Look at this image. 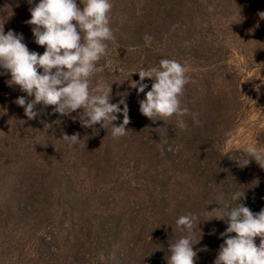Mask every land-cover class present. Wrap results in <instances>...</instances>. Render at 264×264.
Wrapping results in <instances>:
<instances>
[{
  "label": "trees",
  "instance_id": "1",
  "mask_svg": "<svg viewBox=\"0 0 264 264\" xmlns=\"http://www.w3.org/2000/svg\"><path fill=\"white\" fill-rule=\"evenodd\" d=\"M245 1L246 16L263 8L264 0ZM38 2L0 0L5 34L10 29L21 33L28 45L33 26L25 22L31 18L30 7ZM111 3L110 24L116 43L129 41V45L114 55L108 42L109 54L97 62L92 83L96 76L102 77L112 84L111 103H119L121 97L127 101L128 133L117 139L112 137L110 125L107 129L96 125L98 134L94 135L93 129L69 117L63 123L60 116L39 121L16 112L14 116L6 110L0 113V264H128L138 249L141 264H167L169 244L185 235L175 221L189 212L198 215L201 223L193 241L200 239L194 245L195 264H214L224 240L221 233L228 225L208 212L220 209L222 213L225 207L235 206L231 196L238 188L246 190L242 203L254 213L264 208V169L251 168L253 176L240 182L228 170V159L221 150L242 112L240 74L231 59L238 0ZM146 34L154 38L150 47L145 46ZM260 39L264 40V32ZM164 58L187 67L190 82L181 104L198 113L199 126L185 117L188 127L180 129L175 117L152 120L140 112V101L151 90L153 80L145 78L148 87L139 93L131 87L132 81L140 80L134 72L158 66ZM105 61L118 64L124 72L112 73ZM8 79L10 75H0V98L13 92L27 97L18 86H9ZM53 107L40 108L47 109V117ZM122 121L123 115L118 114L114 123L118 126ZM63 124L79 126L84 134L72 153L64 152L67 147L54 149V139L64 133ZM74 133L77 128L69 135ZM130 151L134 155L128 159ZM66 159L82 164L78 169L66 168ZM40 161L45 163L37 170L33 163ZM130 161L115 168L116 163ZM16 165L15 171L22 168L16 175L17 184L5 185V177ZM114 196L125 202L114 203ZM113 204L115 211L110 210ZM254 239L259 246L260 238Z\"/></svg>",
  "mask_w": 264,
  "mask_h": 264
},
{
  "label": "clouds",
  "instance_id": "2",
  "mask_svg": "<svg viewBox=\"0 0 264 264\" xmlns=\"http://www.w3.org/2000/svg\"><path fill=\"white\" fill-rule=\"evenodd\" d=\"M33 5L34 0H27ZM111 0H39L29 11L31 18L25 23L32 27L35 43L43 46L45 51L39 54L30 51L23 42L21 33L14 30L4 32V20L0 22V75H10L6 81L9 86H18L28 100L20 96L15 103L24 108L28 119H34L38 113L36 105L54 106V113L79 121L82 127L93 129L98 134L96 125L107 129L111 126L113 138L126 136V126L130 123L129 109L124 100L111 103L112 84L100 82L93 85L97 62L109 54L108 42L114 39L110 28ZM264 19V12L258 13ZM240 20L234 22H240ZM231 23V24H232ZM145 46L150 47L151 35L144 36ZM42 69V72L39 71ZM140 80L132 81L131 87L143 93L148 87L145 78L153 80L151 90L140 101V112L149 119L176 118V127H188L185 117H190L193 124L199 126L198 113L182 107L181 97L185 86L190 82L188 69L175 59H160L158 66L134 72ZM264 83V80H262ZM255 90L259 93L260 86ZM120 104L124 107L121 109ZM79 110V111H78ZM76 113L75 116L72 114ZM118 114L123 121L118 126ZM69 149L79 146L80 134L62 135ZM241 169L255 161L264 169V149L248 145L235 159ZM246 190L238 188L231 199L236 202L233 207H225L208 212L211 218L224 219L226 231L219 246L214 264H264V208L254 213L242 203ZM219 213V214H217ZM185 235L169 244L167 264H195L197 252L194 245L195 229L201 224L199 216L194 213L181 215L175 221ZM235 235H231V234ZM256 237L260 238L259 246Z\"/></svg>",
  "mask_w": 264,
  "mask_h": 264
},
{
  "label": "rangeland",
  "instance_id": "3",
  "mask_svg": "<svg viewBox=\"0 0 264 264\" xmlns=\"http://www.w3.org/2000/svg\"><path fill=\"white\" fill-rule=\"evenodd\" d=\"M15 1V0H14ZM258 1V0H257ZM261 5L258 3L257 6ZM247 7V2L245 0H238V20L241 19L240 22H238V28H237V37H236V45L235 50L233 53V56L231 57L232 61L235 63L238 72L240 74V95L242 97V112L241 115L234 127V130L232 131L230 137L226 139L221 147L222 152L226 155V158L228 159V170H230L231 174L235 177L240 178V182H243L247 179V176H253L251 172V168L260 169L259 165L256 164L255 161H252L248 167H245L241 169L237 166L236 158L241 153L242 149L246 146L252 144L256 145L257 147L264 149V83H262V80H264V40L260 39L262 38V32H264V19H261L258 15L259 12H264V3H262V7H258V12H253L254 15L249 13V16H246L245 10ZM255 19H254V17ZM246 19L248 21H246ZM112 24V23H111ZM110 24V28H111ZM30 43L27 45L28 48L31 51H35L39 54H43V50L38 47V44L35 43V37L32 33V27H30ZM114 35V34H113ZM112 43V53L114 55L118 54L120 51L126 50V47L129 45V41L126 42V44L122 43H116V36L114 35V39L111 40ZM110 61H105L106 64H109V66L112 67L113 72H118L122 74L124 70L121 68H117L116 66L118 64L115 63H108ZM103 82L102 77L96 76L95 82L96 83ZM260 86L259 93L255 90V86ZM119 88H123V86H118ZM125 96V94L123 95ZM20 97L18 92H13L10 94H7L6 96L0 98V113L9 112V116H14V113H18L21 116H26L25 111L23 107L18 106L15 103V100ZM124 97H121V100ZM28 100L34 99V97L27 98ZM124 102L127 104V101L124 100ZM43 104L36 105L34 111H37L38 115L35 117V119H39V121H42L43 119L47 120L48 118H52L55 120V116L62 117V122L64 123L65 118L64 116H61L59 113H54L52 111L50 113V116L46 117V111L47 109H42L40 107H43ZM58 118V119H59ZM141 124V120H140ZM63 132L68 134L73 129L77 128V132L80 134V138H84V134L80 133L79 126L71 128L65 124H63ZM53 130H56L55 127H53ZM63 133V134H64ZM141 134V132H137V134ZM51 135H53L51 133ZM55 135H53L54 137ZM62 136L59 139H54V149L61 146L62 148L67 147V144L65 141L61 140ZM171 144V143H169ZM171 145H168V148H170ZM76 147L74 149H67L64 152L72 153L75 151ZM116 153V151L114 150ZM134 153H131L127 155L128 159L129 157H133ZM67 161H64L63 166L66 168L68 167H76L77 169L81 166L82 163L77 161L76 159H66ZM57 162H60L61 160L59 158L56 159ZM45 162H34L33 166L39 170L40 164L43 165ZM132 162H125L121 165L116 163L115 168H119L124 166L125 164H131ZM73 164V165H71ZM83 164L91 165L88 162H84ZM17 166L10 171V175L5 177V180L3 181L6 185H14L17 184V176L20 174V170L22 168L17 169ZM132 166V165H130ZM237 169V170H236ZM233 176V177H234ZM233 177H231V180L233 181ZM251 181L252 178H250ZM248 179V180H250ZM238 180V179H237ZM247 181V180H246ZM236 182V181H235ZM139 195H141L140 192H138ZM121 196V195H120ZM113 202L115 203H124V199H120L117 196L113 197ZM131 199L139 200L138 197H132ZM110 210H114V204L111 206ZM142 216H147L146 213H142ZM141 233H145L144 229H141ZM137 248H141V245ZM140 254V251L138 249V252H136L133 256H131L130 260L128 261V264H141L140 258H138V255Z\"/></svg>",
  "mask_w": 264,
  "mask_h": 264
}]
</instances>
